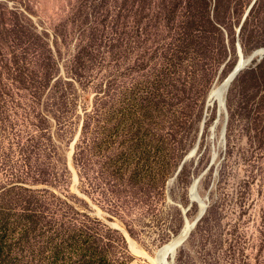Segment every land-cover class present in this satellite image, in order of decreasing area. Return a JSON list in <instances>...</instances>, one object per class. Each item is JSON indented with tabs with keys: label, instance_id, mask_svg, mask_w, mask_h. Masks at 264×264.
Masks as SVG:
<instances>
[{
	"label": "rangeland",
	"instance_id": "1",
	"mask_svg": "<svg viewBox=\"0 0 264 264\" xmlns=\"http://www.w3.org/2000/svg\"><path fill=\"white\" fill-rule=\"evenodd\" d=\"M238 42L264 49V0H0V205L158 264L202 176L174 264H264V56L207 104Z\"/></svg>",
	"mask_w": 264,
	"mask_h": 264
},
{
	"label": "trees",
	"instance_id": "2",
	"mask_svg": "<svg viewBox=\"0 0 264 264\" xmlns=\"http://www.w3.org/2000/svg\"><path fill=\"white\" fill-rule=\"evenodd\" d=\"M52 217L0 205V264H130L110 255L98 233L66 229Z\"/></svg>",
	"mask_w": 264,
	"mask_h": 264
},
{
	"label": "water",
	"instance_id": "3",
	"mask_svg": "<svg viewBox=\"0 0 264 264\" xmlns=\"http://www.w3.org/2000/svg\"><path fill=\"white\" fill-rule=\"evenodd\" d=\"M256 3V1L254 2V4ZM254 4L251 6L250 10L252 9V7L254 6ZM250 10L246 13L245 17H244V20L245 21L249 15V12ZM237 47H238V51L239 53H241L242 55L243 54V50H242V47L240 45V43L238 42L237 44ZM257 55H260V57L262 58L264 56V49H260V50H257L255 51L248 59H246L244 62H242L241 64H237L236 67L233 69V71L229 74V76L217 87V89L215 90L214 94L212 95L213 97V101H215L216 99L217 100H220L222 105H221V108H226V93L228 92L231 84L233 83V81L236 79V77L238 76V74L254 59L255 56ZM220 97V98H219ZM226 124H227V121H225V125H224V128H223V132H222V141L224 142L225 140V134H226ZM78 137V134L76 136V139ZM76 139L73 143V145L75 144L76 142ZM198 144L196 145V147L189 153V155H187L178 171H177V174H179V172L182 170L184 164L186 163L187 159L189 157H192L193 155L196 154L197 150H198ZM73 149V148H72ZM73 153V150L72 152L70 153V158H71V155ZM202 176H200L198 179H196L193 183V187L195 188L196 190V194L197 196L196 197H191L192 200L194 201H199L200 202V197H199V194H198V191H197V188H198V183L200 181ZM76 179V178H75ZM205 202V201H204ZM208 207H209V203L205 202V205H204V208L199 212L198 216L196 217V219L194 220L192 226L190 227V229L188 230V232L184 235V237H182L180 240H178V242L175 244L173 250L166 256L167 257H171V264H174V258H175V255H176V252L178 250L179 247H181L185 241L189 238V236L191 235L193 229L195 228V226L197 225V223L203 218V216L206 214L207 210H208ZM186 212V211H185Z\"/></svg>",
	"mask_w": 264,
	"mask_h": 264
},
{
	"label": "bare ground",
	"instance_id": "4",
	"mask_svg": "<svg viewBox=\"0 0 264 264\" xmlns=\"http://www.w3.org/2000/svg\"><path fill=\"white\" fill-rule=\"evenodd\" d=\"M246 60L245 57H243V55L240 53V61H239V64H241L242 62H244ZM220 84H217L216 86H214V88L212 89V91L210 92L208 98H207V104H211L212 101L214 100L212 95L214 94L215 90L217 89V87L219 86ZM220 98V97H219ZM215 101H218L220 107L222 105L221 101L220 100H215ZM76 178V177H75ZM197 194H196V190L195 188L192 186L191 188V197H196ZM204 205H205V202L203 200H200V211L204 208ZM194 222V221H193ZM192 221L190 220H187L186 219V223H185V226L183 228V230L181 231V233L174 237L168 244H166L165 246H163L162 248H160L158 251H157V256L156 258L154 259L155 262H157L158 264H171V260H169V257L166 258V256L173 250L175 244L178 242V240H180L182 237H184V235L188 232V230L190 229V227L192 226L193 224ZM130 248L131 250L136 253V254H139V255H144V256H147V254H145L143 251H140L134 244H130Z\"/></svg>",
	"mask_w": 264,
	"mask_h": 264
}]
</instances>
